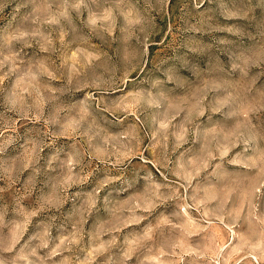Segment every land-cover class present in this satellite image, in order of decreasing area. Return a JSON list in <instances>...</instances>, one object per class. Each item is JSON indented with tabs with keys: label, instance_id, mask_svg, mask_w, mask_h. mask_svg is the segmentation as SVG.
<instances>
[{
	"label": "rangeland",
	"instance_id": "rangeland-1",
	"mask_svg": "<svg viewBox=\"0 0 264 264\" xmlns=\"http://www.w3.org/2000/svg\"><path fill=\"white\" fill-rule=\"evenodd\" d=\"M0 264H264V0H0Z\"/></svg>",
	"mask_w": 264,
	"mask_h": 264
}]
</instances>
